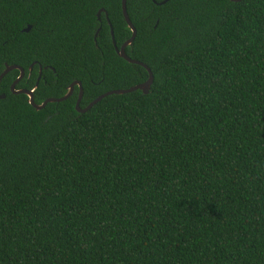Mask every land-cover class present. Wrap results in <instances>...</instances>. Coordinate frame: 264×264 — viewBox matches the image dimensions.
<instances>
[{"label":"trees","instance_id":"16d2710c","mask_svg":"<svg viewBox=\"0 0 264 264\" xmlns=\"http://www.w3.org/2000/svg\"><path fill=\"white\" fill-rule=\"evenodd\" d=\"M162 1H126L147 94L2 78L0 264H264V0ZM130 36L121 0H0V74L85 108L147 80Z\"/></svg>","mask_w":264,"mask_h":264},{"label":"water","instance_id":"95a60500","mask_svg":"<svg viewBox=\"0 0 264 264\" xmlns=\"http://www.w3.org/2000/svg\"><path fill=\"white\" fill-rule=\"evenodd\" d=\"M126 1L127 0H121V10H122V15H123V18H124V21L127 25V27L130 29L131 31V36L128 40H126L121 46L120 48H117L115 46V42L113 40V37H112V41H113V45L115 47V51L117 53V55H119L121 58H123L125 61L129 62V63H132V64H136V65H139V66H142L143 68L146 69L147 73H148V78L145 82L141 83V84H137L135 86H132L128 89H118V90H111V91H108L100 96H98L97 98H95L93 101H91L85 108H80V101L82 99V87H81V83L79 81H74L72 82L68 89H67V92L65 95H63L62 97L60 98H47L46 100H44L40 105H37L35 104L34 102V98H33V90H16L15 89V85L16 83L18 82V80H20L23 75H24V70L23 68H21L20 66L18 65H7L5 64V68L4 70L1 72L0 74V82L2 80V78L10 71L12 70H18L19 71V76L17 77V79L11 84L10 86V90L12 93L14 94H19V93H22V94H25L28 96V102L36 109V110H39V109H42L45 107V105L47 103H57V102H61L65 99H67L68 97L71 96L72 92H73V89H74V86H78L79 88V93H78V97H77V100H76V103H75V110L78 112V113H85L87 112L93 105H95L96 103H98L99 101H101L104 97L106 96H109V95H118V94H125V93H129V92H133V91H136V90H141L144 94H147L149 92V89L153 83V74L151 72V70L142 62L140 61H137V60H134V59H131L130 57H128L125 53V48L130 45L132 43V41L134 40L135 36H136V30L133 26V24L131 23L130 19H129V16H128V13H127V9H126ZM154 1V0H153ZM168 0H163L162 2H160L159 4H164L165 2H167ZM231 1H239V0H231ZM102 12V9H100L97 13V18L99 19L100 18V14ZM30 29V26H27L23 31L25 32H28ZM98 32V30H97ZM96 32V34H97ZM95 34V36H96ZM111 34H112V30H111ZM32 66L30 67V70H31ZM41 76V67H40V70H39V77L36 81V84H35V87L37 86L38 84V80ZM5 97V95H0V99H3Z\"/></svg>","mask_w":264,"mask_h":264},{"label":"flooded vegetation","instance_id":"af4514ba","mask_svg":"<svg viewBox=\"0 0 264 264\" xmlns=\"http://www.w3.org/2000/svg\"><path fill=\"white\" fill-rule=\"evenodd\" d=\"M41 72H42V68H41ZM25 73V72H24ZM24 76V75H23ZM39 77V76H38ZM17 79V78H16ZM17 84V83H16ZM16 86V85H15Z\"/></svg>","mask_w":264,"mask_h":264}]
</instances>
